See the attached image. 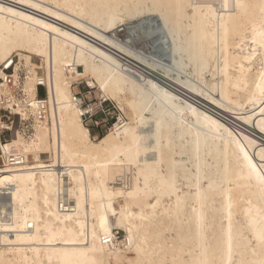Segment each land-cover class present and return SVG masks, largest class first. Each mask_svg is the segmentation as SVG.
Instances as JSON below:
<instances>
[{
	"label": "bare ground",
	"instance_id": "6f19581e",
	"mask_svg": "<svg viewBox=\"0 0 264 264\" xmlns=\"http://www.w3.org/2000/svg\"><path fill=\"white\" fill-rule=\"evenodd\" d=\"M144 16L177 67L158 78L116 37ZM13 57L50 116L17 110L32 132L2 144L31 163L0 165V264H264V0H0ZM83 81L126 118L99 139Z\"/></svg>",
	"mask_w": 264,
	"mask_h": 264
},
{
	"label": "built area",
	"instance_id": "2783aa9c",
	"mask_svg": "<svg viewBox=\"0 0 264 264\" xmlns=\"http://www.w3.org/2000/svg\"><path fill=\"white\" fill-rule=\"evenodd\" d=\"M17 64L18 59L16 57L6 60L0 64V165L7 164L8 166L20 168L31 163V158L26 154L21 153L15 148H11V150L5 154L4 158H2V144L6 145V143L13 138L11 136L12 133L16 136L18 131L29 132L28 121L24 120L23 114L17 110L28 113L29 117H31V120L34 122L43 123L49 119L50 107L46 100L47 82L45 78L39 76L36 82V86L39 90H45V97L41 98L38 95L35 98H31L25 89L27 75L22 68H17ZM85 89L86 92L79 95L83 99V106L88 108L89 111L84 116V121L92 119L95 126H100L101 118L105 114L104 105L108 102V100L100 98L98 103H87L86 101L91 96V91L93 89H90L86 86V84ZM87 93H90V96H88ZM92 105H95L93 112L91 109ZM16 120L18 121L17 129H15ZM106 122L102 119V124ZM4 160H6V164L4 163ZM3 205L9 206L10 203L9 201L1 200L0 207ZM110 242L111 240H104L105 244Z\"/></svg>",
	"mask_w": 264,
	"mask_h": 264
},
{
	"label": "rangeland",
	"instance_id": "374dc122",
	"mask_svg": "<svg viewBox=\"0 0 264 264\" xmlns=\"http://www.w3.org/2000/svg\"><path fill=\"white\" fill-rule=\"evenodd\" d=\"M124 33H126L125 36L123 35V33H118L116 34V37L118 38L119 41H121V43H124L128 49L132 50L133 52L138 53L139 56L143 57L142 59L145 62L147 60L146 63L157 65V63L159 62L160 65L162 64L161 66L158 65L157 71H155L157 73L151 74L152 76L154 77L156 76V78H158L159 75H161L166 70V68L167 69L169 68L168 65H171L172 67L175 66L174 65L175 59L171 52V44L168 40L167 41L165 40V42L162 41L161 34H160V27L157 25V20L155 19V17L144 16V18L141 17L135 20L133 23H129ZM156 42H158L159 45L156 44ZM155 44H156V47L154 46ZM155 61L157 62L155 63ZM34 63H36L37 65L42 64L39 58H34ZM162 66L163 68L164 67L166 68L163 69ZM175 68L177 67L175 66L174 69ZM38 73L40 76H44V70H38ZM177 73H180V74H177ZM171 75L173 77L178 76V78L181 79L182 81H186V79L190 81V79L192 78L191 81L195 82V84L197 82L195 75H193L192 71H189V70H187L186 72H176L173 70L171 72ZM179 76L182 78H180ZM206 78H207V84L212 83L214 81L212 75L210 74H207ZM81 83L76 85L77 88H75V90L85 93L86 92L85 84L87 86V82L83 81ZM172 88L176 89V87L174 86ZM206 88L208 87L206 86ZM177 91L181 92L180 89H177ZM91 93H92L91 96L86 101L87 103H91V104L98 103V100L100 98L103 100H107L104 93H102L98 88H93ZM38 94L41 98H44L45 90L44 89L38 90ZM93 106L95 107V105ZM104 107H105L104 109L105 114L101 118L100 126H95L92 119L85 121L86 126L91 130V133L93 134L94 139L102 138L112 128L113 124L116 121H118L119 117H123L124 119H126L124 116V113L120 110L117 102L108 100V102L105 103ZM125 110H126L127 115L131 114L130 109L127 106H125ZM102 119H104L105 122L106 121L107 122L102 124ZM17 127H18V121L16 120L15 129H17ZM28 128H29V132L28 133L26 131L25 132L29 135L32 132L30 124H28ZM11 136L14 137L15 134L12 133ZM43 157L45 158L46 156H43ZM113 222H115V220ZM115 233L119 237V238L117 237L119 241H123L126 239L125 231L115 230Z\"/></svg>",
	"mask_w": 264,
	"mask_h": 264
}]
</instances>
